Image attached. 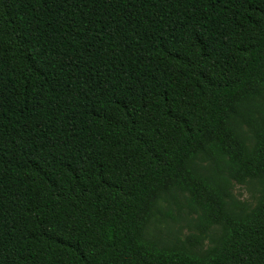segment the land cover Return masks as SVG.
<instances>
[{
  "label": "trees",
  "instance_id": "1",
  "mask_svg": "<svg viewBox=\"0 0 264 264\" xmlns=\"http://www.w3.org/2000/svg\"><path fill=\"white\" fill-rule=\"evenodd\" d=\"M0 264H264V0H0Z\"/></svg>",
  "mask_w": 264,
  "mask_h": 264
},
{
  "label": "rangeland",
  "instance_id": "2",
  "mask_svg": "<svg viewBox=\"0 0 264 264\" xmlns=\"http://www.w3.org/2000/svg\"><path fill=\"white\" fill-rule=\"evenodd\" d=\"M235 193V195L240 199H247L250 195L246 187H237Z\"/></svg>",
  "mask_w": 264,
  "mask_h": 264
}]
</instances>
